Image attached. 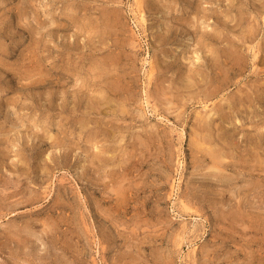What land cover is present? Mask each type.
<instances>
[{
    "label": "rangeland",
    "instance_id": "1",
    "mask_svg": "<svg viewBox=\"0 0 264 264\" xmlns=\"http://www.w3.org/2000/svg\"><path fill=\"white\" fill-rule=\"evenodd\" d=\"M0 264H264V0H0Z\"/></svg>",
    "mask_w": 264,
    "mask_h": 264
},
{
    "label": "bare ground",
    "instance_id": "2",
    "mask_svg": "<svg viewBox=\"0 0 264 264\" xmlns=\"http://www.w3.org/2000/svg\"><path fill=\"white\" fill-rule=\"evenodd\" d=\"M252 36H253V35H252ZM233 52H234V51H233ZM231 53H232V52H231ZM218 78H219V77H218ZM214 89H215V88H214ZM218 89H219V88H218ZM220 110H221V109H220ZM222 111H223V110H222ZM197 116H198V115H197ZM206 117H207V116H206ZM236 120H237V119H236ZM199 121H200V120H199ZM202 122H203V121H202ZM202 124H203V123H202ZM202 124H200V128L203 127ZM201 136H202V135H201ZM201 138H204V137L202 136ZM210 149H212V148H210ZM212 151L214 152V150H212ZM212 151H211V153H213ZM219 151H220V150H219ZM207 152H208V151H207ZM213 154L215 155V153H213ZM217 155H218V154H217ZM217 155H215V156H217ZM212 156H213V155H212ZM212 156H211V157H212ZM225 156H226V155H225ZM225 156H224V157H225ZM251 156H252V155H251ZM219 157H220V156H219ZM224 157H223V158H224ZM223 158H221V159H223ZM262 161H263V159H262ZM259 162H260V159H259ZM259 162H258V163H259ZM262 163H263V162H262ZM213 164H214V166L219 167V166H220V161H218V160H216V159H213ZM214 169H215V168H214ZM123 174H124V173H123ZM123 180L125 181L126 178H123ZM124 181H123V182H124ZM119 206H120V205H119ZM244 216H245V215H244ZM248 219H249V218H248ZM246 225H247V224H246ZM248 226H249V225H248Z\"/></svg>",
    "mask_w": 264,
    "mask_h": 264
}]
</instances>
